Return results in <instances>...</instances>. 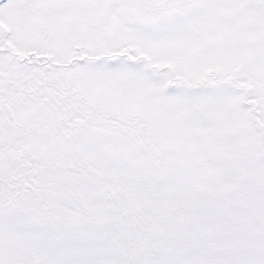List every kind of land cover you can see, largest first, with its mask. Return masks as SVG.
Returning a JSON list of instances; mask_svg holds the SVG:
<instances>
[{
    "label": "snow or ice",
    "instance_id": "1",
    "mask_svg": "<svg viewBox=\"0 0 264 264\" xmlns=\"http://www.w3.org/2000/svg\"><path fill=\"white\" fill-rule=\"evenodd\" d=\"M0 264H264V0H0Z\"/></svg>",
    "mask_w": 264,
    "mask_h": 264
}]
</instances>
